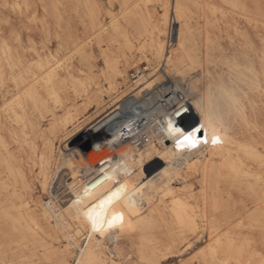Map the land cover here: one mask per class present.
I'll return each mask as SVG.
<instances>
[{"label": "bare ground", "instance_id": "1", "mask_svg": "<svg viewBox=\"0 0 264 264\" xmlns=\"http://www.w3.org/2000/svg\"><path fill=\"white\" fill-rule=\"evenodd\" d=\"M48 1L0 34V264H264V0Z\"/></svg>", "mask_w": 264, "mask_h": 264}, {"label": "rangeland", "instance_id": "2", "mask_svg": "<svg viewBox=\"0 0 264 264\" xmlns=\"http://www.w3.org/2000/svg\"><path fill=\"white\" fill-rule=\"evenodd\" d=\"M70 1L71 0L63 1L57 9H74V6H71ZM97 2L101 9H112V7L113 9H118V5L115 2L112 6L109 3V0H97ZM16 3H20V7H17ZM17 9L27 10L19 12ZM41 9H52L48 0H0V34L4 37H9L17 29L16 31H21L22 33H20L24 36L25 27L28 24L38 23L40 21V16L42 15ZM130 75H132L131 72ZM79 142L85 144L87 143V138L81 137V139L79 138ZM205 242H208L206 236L203 238L201 244L202 247L206 245Z\"/></svg>", "mask_w": 264, "mask_h": 264}, {"label": "snow or ice", "instance_id": "3", "mask_svg": "<svg viewBox=\"0 0 264 264\" xmlns=\"http://www.w3.org/2000/svg\"><path fill=\"white\" fill-rule=\"evenodd\" d=\"M169 130L171 132H173V133H176L177 136L179 137L178 141H177V147L187 146V147L194 148L201 142L197 138V135H196L198 132H200L199 128L195 129L192 132L185 133V132L181 131L179 128L173 127L170 124L169 125ZM204 142L205 143L207 142L206 138H205ZM218 142H219V138L215 137V135H214L212 143L215 144V143H218ZM109 199H111V198H109ZM89 219L92 222L93 230H95V231H101L102 230L103 224L99 223L97 221V219L92 214H89ZM122 220H123L122 216H113L112 220L107 222L108 223V227L109 228L115 227V226H117L118 223L122 222Z\"/></svg>", "mask_w": 264, "mask_h": 264}, {"label": "built area", "instance_id": "4", "mask_svg": "<svg viewBox=\"0 0 264 264\" xmlns=\"http://www.w3.org/2000/svg\"><path fill=\"white\" fill-rule=\"evenodd\" d=\"M182 129L184 128V127H182V126H180Z\"/></svg>", "mask_w": 264, "mask_h": 264}]
</instances>
